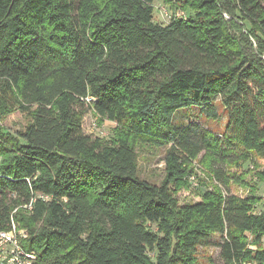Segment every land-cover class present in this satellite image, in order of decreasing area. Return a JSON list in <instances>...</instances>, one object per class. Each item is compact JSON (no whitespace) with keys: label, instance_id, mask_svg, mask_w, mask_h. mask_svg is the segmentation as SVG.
I'll return each mask as SVG.
<instances>
[{"label":"trees","instance_id":"trees-1","mask_svg":"<svg viewBox=\"0 0 264 264\" xmlns=\"http://www.w3.org/2000/svg\"><path fill=\"white\" fill-rule=\"evenodd\" d=\"M154 1L0 0V230L23 229L38 264H198L210 247L264 264L257 186L236 195L229 170L264 160V0H164L191 11L170 21ZM217 98L221 133L185 120L219 119ZM88 106L110 139L84 133ZM15 111L29 121L11 132ZM140 144L166 148L161 183ZM192 175L205 191L180 203Z\"/></svg>","mask_w":264,"mask_h":264},{"label":"rangeland","instance_id":"rangeland-1","mask_svg":"<svg viewBox=\"0 0 264 264\" xmlns=\"http://www.w3.org/2000/svg\"><path fill=\"white\" fill-rule=\"evenodd\" d=\"M154 5L155 19L158 21H168L170 19L169 14H171V11L173 12V10L170 9V5H166L164 0H155ZM162 9L166 10L168 15L163 13ZM181 11H184V13L186 12L187 14L191 13L190 10L184 9L179 10V13ZM216 104L218 105L219 109V119H210L206 122L204 117L199 116L201 109L194 107L187 111L185 120L204 121L205 127L210 128L214 132L221 133L226 124L227 115L223 111L219 98H217ZM27 116L28 115L26 113L15 111L5 117L2 121V124L7 130L15 132L24 128L26 123L29 121ZM93 123H95V125ZM115 125L116 124L110 120L101 121V118L96 115L92 108L89 106L87 107L83 123V131L85 134L91 135L93 137L100 136L110 139L113 135V129ZM165 153L166 148H154L147 144H140L138 146V168L141 177L153 183H161L165 177ZM193 164L201 180V178L206 176V171L203 169L200 159L197 158ZM254 164L257 165H255L256 169H254ZM248 169L251 170L249 175H247ZM229 170L231 175L242 178L241 181H243L241 183L232 182V192L238 196L246 197L250 194H253L254 186H257V195L261 197L258 210L260 208L264 209V180L259 179L256 174V171L264 170V160L257 159L256 156H252V160L243 165H241L240 161L237 163H232ZM204 191L205 188H198L197 185L192 184L188 187H182L179 189L177 192H175V196L178 198L180 203L194 202L200 200L201 197L199 195ZM252 248H255V246H252ZM198 264H223L220 259L219 248L210 247L201 249L199 253Z\"/></svg>","mask_w":264,"mask_h":264},{"label":"built area","instance_id":"built-area-1","mask_svg":"<svg viewBox=\"0 0 264 264\" xmlns=\"http://www.w3.org/2000/svg\"><path fill=\"white\" fill-rule=\"evenodd\" d=\"M162 12L168 15L166 10L162 9ZM169 16L168 21L172 17H185V13L184 11L179 13V10L171 11ZM87 100H91V97H88ZM93 124L95 125V123ZM190 180L193 185H198L195 175L190 176ZM25 238L26 232L20 229L14 221L9 229L0 230V264H38V254L26 249L23 244Z\"/></svg>","mask_w":264,"mask_h":264}]
</instances>
